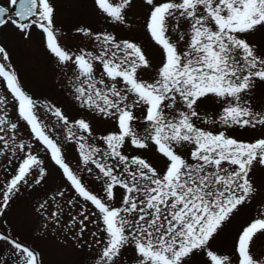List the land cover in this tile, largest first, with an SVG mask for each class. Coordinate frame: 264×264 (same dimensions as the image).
Listing matches in <instances>:
<instances>
[{
	"label": "snow or ice",
	"instance_id": "1",
	"mask_svg": "<svg viewBox=\"0 0 264 264\" xmlns=\"http://www.w3.org/2000/svg\"><path fill=\"white\" fill-rule=\"evenodd\" d=\"M92 6L113 31L77 28L94 47L73 51L59 42L54 0L0 4V30L11 25L25 39L39 30L79 108L115 124V130L94 136L86 119L72 120L55 105H39L23 89L0 44V82L17 117L16 122L9 118V100L0 97V155L16 164L0 182V216L22 189L46 183L49 174L33 143L18 141L22 121L74 190L76 198L67 205L79 208L63 220V207L49 210L51 202L39 203L34 211L43 221L42 234L67 229L79 249H91L84 253L91 264H197L198 259L200 264H264V253L255 251L256 241L264 239V205L237 232L231 252L213 248L260 193L255 174L264 169V134L239 140L227 131L264 133V105L253 103L264 85V49L252 39L264 32V0H92ZM138 6L159 53L155 65L140 44L116 34L124 25L131 31L128 17ZM149 72L151 79H144ZM210 102L219 108L218 119L202 115L201 107ZM38 106L56 118L59 140L37 114ZM69 143L84 170H97L104 197L89 191L66 161L63 145ZM129 147L154 148L162 166L126 155ZM110 158L123 166L119 172L107 163ZM81 200L95 211L88 212ZM89 224L96 229L91 242L83 240ZM0 243L8 246V259L0 257V264H43L42 254L16 236L0 232Z\"/></svg>",
	"mask_w": 264,
	"mask_h": 264
},
{
	"label": "rangeland",
	"instance_id": "2",
	"mask_svg": "<svg viewBox=\"0 0 264 264\" xmlns=\"http://www.w3.org/2000/svg\"><path fill=\"white\" fill-rule=\"evenodd\" d=\"M5 3L6 0H0ZM57 7L56 28L59 36V42L67 49L77 50L85 48L93 50V45L90 44L89 38L79 34L76 29L87 27L93 32L98 31H113L103 18L98 15L92 6V0H54ZM128 20L131 25V31L128 25H124L117 31L120 38L132 39L140 44L148 53L155 65L159 60V53L150 41V37L146 35L144 24V12L138 6L130 13ZM252 39L256 44L264 49V32L257 33ZM0 44H3L8 50L11 63L19 77L23 89L28 95L38 102L39 105L51 104L62 109V111L72 120L86 119L92 127L94 136L106 134L108 131L115 130L114 122L97 117L94 113L82 110L74 101L72 96V85L67 77L63 75L61 70L52 61V58L47 53L42 34L39 30L33 29L30 39H25L11 25L3 30H0ZM144 79H151V73H145ZM254 104L264 105V85H260L255 92ZM0 97H7L9 106L7 108L9 118L16 122L15 103L11 101V96L7 93L3 83L0 82ZM182 108V105L178 106ZM37 114L41 120L46 123L51 129L50 134L56 139H60L61 129L56 126V118L46 112L43 107H37ZM202 115L206 113L207 118L218 119V106L214 102L201 107ZM137 115H140L138 112ZM18 141L23 140L24 143H33V149L39 153V156L44 160L45 166L48 169V178L46 183L42 185H33V187H25L20 191L18 197L14 200L11 206L6 210L5 215L0 216V231L16 236L17 239L24 243L34 246L37 251L42 254L43 264H91L85 256V252H90L91 249L85 248L83 251L76 246V241L65 229L64 232H59L52 228L47 230V234L43 235V229L40 225L43 221L37 216L34 209L39 203L48 200L51 202L49 210H58L63 207V220H67L69 215L77 214L78 207H69L67 201L75 199L76 194L69 182L62 176L60 170L53 164L49 157L45 154L43 148L31 139V134L28 127L22 121L19 122ZM199 126L211 129V126H206L200 123ZM217 128L223 126L217 124ZM142 131V129H141ZM227 134L239 140H251L254 137L260 136V130L252 129H229ZM90 143H94L99 147H103L102 142L91 139ZM63 153L66 161L70 166L77 171V174L82 178L87 189L99 197H104V182L98 178V172L93 168L89 173L84 170V167L79 159L74 144H64ZM126 155H141L143 158L153 163L155 166H162L159 154L152 150H136L129 147ZM187 155V153H185ZM107 163L115 168L117 172L123 167L117 159H108ZM15 162L9 164L4 156L0 155V182H3L6 176H10L15 168ZM91 167V165H89ZM7 170V171H5ZM255 180L260 187V193L248 205L244 206L240 213L231 221L224 231L213 242V248L221 253H229L232 250V245L237 232L246 226L257 215V211L264 205V169H257ZM57 190L65 193L64 197L56 195ZM120 190L118 189L117 192ZM55 197V200L53 199ZM88 212L95 211L90 205L81 200ZM79 219V217H78ZM95 225L89 224L84 233L83 240L91 242V232L95 231ZM3 245L0 257L7 259L8 246ZM255 251L264 253V239L256 241ZM200 264V260H197Z\"/></svg>",
	"mask_w": 264,
	"mask_h": 264
},
{
	"label": "flooded vegetation",
	"instance_id": "3",
	"mask_svg": "<svg viewBox=\"0 0 264 264\" xmlns=\"http://www.w3.org/2000/svg\"><path fill=\"white\" fill-rule=\"evenodd\" d=\"M0 4H3V3H1L0 2ZM1 232V231H0ZM2 247H3V245H0V254L2 253V252H4L5 253V251H2L1 249H2ZM8 248V247H7ZM7 259H8V256H7ZM9 264H11V261L9 260Z\"/></svg>",
	"mask_w": 264,
	"mask_h": 264
}]
</instances>
